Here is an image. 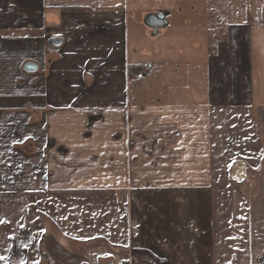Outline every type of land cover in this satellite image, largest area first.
Wrapping results in <instances>:
<instances>
[{
  "label": "crops",
  "instance_id": "obj_1",
  "mask_svg": "<svg viewBox=\"0 0 264 264\" xmlns=\"http://www.w3.org/2000/svg\"><path fill=\"white\" fill-rule=\"evenodd\" d=\"M130 194L168 195L182 264H264V0H0V264H172Z\"/></svg>",
  "mask_w": 264,
  "mask_h": 264
},
{
  "label": "rangeland",
  "instance_id": "obj_2",
  "mask_svg": "<svg viewBox=\"0 0 264 264\" xmlns=\"http://www.w3.org/2000/svg\"><path fill=\"white\" fill-rule=\"evenodd\" d=\"M101 198L102 196V199H104L105 201H108L110 198L107 196V195H104V194H98ZM65 197L67 196V199L64 200L68 202V206L67 205H63V210H61V213L63 214V220H64V223L65 225L69 226V228H73L77 231V234H80L82 235V233H89V234H93V233H98V235H101L103 233H106V235L110 234L112 236L114 235H119V233H126V240H127V244L128 245H138L139 241L137 240L138 237H135L133 236L134 235V231H135V227L133 226H130V225H127V227H122L119 226V222L121 223H124L125 220H124V217H125V211L122 210L123 208H118L115 209L114 211L111 210V217H109L108 215H110V211L108 210H88V209H83L81 207V205H78V204H74L76 200L78 201H87L88 200V196L87 195H64ZM87 196V197H86ZM160 198L158 199L159 202H156V200H153V197L151 195H135V194H130L129 195V198H130V201L133 202L135 205H138L140 204V202H142V205L144 207H150V205L148 204H145L144 202H147V203H153V201H155V204L157 205V208L154 209V224L152 226L151 224V221L150 220V213L149 211H145V210H142V211H139V213L141 214H144V212H147L148 216H147V219L143 221V223H148L147 225H141L139 223V232H143V235L145 236V239H143V241L145 242V244L151 246L153 244H155L156 246H159L160 244V247L162 249H164L165 253H168L171 257V262L173 264H182V251H181V239H176V238H180L178 237L180 234H181V227L180 226H174V235H171L170 232H171V227H170V220L171 218L173 217L172 214L174 213V211L172 212L171 209H168L165 205V203H167L168 201V195H158ZM111 197V196H110ZM74 198L73 202H71V200ZM112 199V198H111ZM171 198L169 197V200ZM50 200V199H48ZM137 208H140L137 206ZM143 208V207H142ZM127 212V210H126ZM134 211L131 210V214L133 213ZM179 211H177L178 213ZM129 214V212H128ZM181 214V212H180ZM179 214V215H180ZM127 215V213H126ZM145 215V214H144ZM143 216V215H142ZM129 217L131 218V216L129 215ZM75 219L73 222H72V219ZM114 219V220H112ZM149 221V222H147ZM162 222V223H161ZM73 223V224H72ZM75 226H72L74 225ZM161 225H164V226H161ZM64 226V225H63ZM143 227V228H142ZM157 228L159 231L157 230H154V228ZM68 227H64V229H66L67 231L69 230ZM141 228L143 229L141 231ZM169 229V231H168ZM167 230V231H166ZM149 231H156L155 234H158L160 238V240H162L163 238L164 239H169L170 238V242H161L159 240V238L157 239L154 238V239H151L150 237V234H149ZM169 234H168V233ZM65 243V242H64ZM105 244L106 243H103V242H99V241H95L93 243H90V242H86L85 244L82 242H78V243H74L72 245L74 246H79V247H82L84 248V250H87V248L89 249V253L93 252V250L95 251L96 254H102L103 251H107L108 253V250H105ZM169 244V245H168ZM71 245V246H72ZM90 247H92L90 249ZM136 252V251H134ZM86 253V252H85ZM84 253V254H85ZM98 256V255H97ZM113 260L112 258L110 257H99V259L96 257V263L95 264H105L107 263L108 261ZM141 259H137V261L135 259H132L131 260V263L132 264H149L146 259H142V261H140ZM129 261H130V258H129Z\"/></svg>",
  "mask_w": 264,
  "mask_h": 264
},
{
  "label": "trees",
  "instance_id": "obj_3",
  "mask_svg": "<svg viewBox=\"0 0 264 264\" xmlns=\"http://www.w3.org/2000/svg\"><path fill=\"white\" fill-rule=\"evenodd\" d=\"M138 69L139 68H136V66H130L129 68H128V76L131 78H133L135 75V73H136V70L138 71Z\"/></svg>",
  "mask_w": 264,
  "mask_h": 264
},
{
  "label": "water",
  "instance_id": "obj_4",
  "mask_svg": "<svg viewBox=\"0 0 264 264\" xmlns=\"http://www.w3.org/2000/svg\"><path fill=\"white\" fill-rule=\"evenodd\" d=\"M24 69L28 72H32L36 69V66L33 65L32 63H28L24 66Z\"/></svg>",
  "mask_w": 264,
  "mask_h": 264
}]
</instances>
